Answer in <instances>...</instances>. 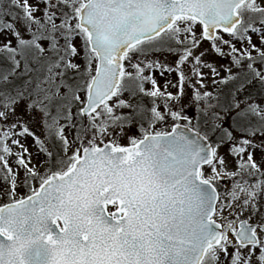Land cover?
I'll return each mask as SVG.
<instances>
[{
    "label": "snow or ice",
    "instance_id": "snow-or-ice-1",
    "mask_svg": "<svg viewBox=\"0 0 264 264\" xmlns=\"http://www.w3.org/2000/svg\"><path fill=\"white\" fill-rule=\"evenodd\" d=\"M0 264H264V0H0Z\"/></svg>",
    "mask_w": 264,
    "mask_h": 264
},
{
    "label": "rangeland",
    "instance_id": "rangeland-1",
    "mask_svg": "<svg viewBox=\"0 0 264 264\" xmlns=\"http://www.w3.org/2000/svg\"><path fill=\"white\" fill-rule=\"evenodd\" d=\"M161 80H162V78H161Z\"/></svg>",
    "mask_w": 264,
    "mask_h": 264
}]
</instances>
